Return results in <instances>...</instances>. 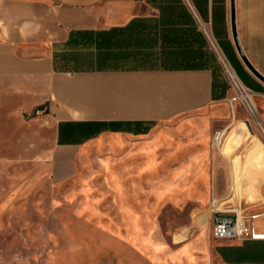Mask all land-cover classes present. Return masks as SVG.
Returning a JSON list of instances; mask_svg holds the SVG:
<instances>
[{"label":"crops","instance_id":"0c3cea01","mask_svg":"<svg viewBox=\"0 0 264 264\" xmlns=\"http://www.w3.org/2000/svg\"><path fill=\"white\" fill-rule=\"evenodd\" d=\"M235 13L264 75V0H235ZM211 44L264 88L236 52L231 0H0V126L26 150L103 146L107 173L141 168L172 133L220 125ZM200 264H264V239L217 240Z\"/></svg>","mask_w":264,"mask_h":264},{"label":"rangeland","instance_id":"374dc122","mask_svg":"<svg viewBox=\"0 0 264 264\" xmlns=\"http://www.w3.org/2000/svg\"><path fill=\"white\" fill-rule=\"evenodd\" d=\"M210 53L225 92L220 125L172 133L141 168L107 173L103 146L26 150L19 128L0 126V264H200L217 241L216 207L264 223V202L249 199L264 195V89L247 87L216 45Z\"/></svg>","mask_w":264,"mask_h":264},{"label":"built area","instance_id":"2783aa9c","mask_svg":"<svg viewBox=\"0 0 264 264\" xmlns=\"http://www.w3.org/2000/svg\"><path fill=\"white\" fill-rule=\"evenodd\" d=\"M225 131L215 133L211 140L212 150L221 149ZM213 236L220 241H245L264 239V233H258L256 221L260 214L239 215L237 212L214 210Z\"/></svg>","mask_w":264,"mask_h":264},{"label":"water","instance_id":"95a60500","mask_svg":"<svg viewBox=\"0 0 264 264\" xmlns=\"http://www.w3.org/2000/svg\"><path fill=\"white\" fill-rule=\"evenodd\" d=\"M231 24H232V36H233L234 46L242 64L245 66V68L252 76H254L256 79H258L261 83L264 84V75L260 73L250 62L238 38L237 27H236L235 0H231Z\"/></svg>","mask_w":264,"mask_h":264},{"label":"trees","instance_id":"16d2710c","mask_svg":"<svg viewBox=\"0 0 264 264\" xmlns=\"http://www.w3.org/2000/svg\"><path fill=\"white\" fill-rule=\"evenodd\" d=\"M196 58H202V57H189V59H192V60H196ZM204 58V57H203ZM229 58V60H230V62H231V64H232V66L234 67V69L236 70V72H237V74H238V76L240 77V79L245 83V85L247 86V87H249L250 89H252L253 91H257V92H260V91H262L264 88L262 87V88H256V87H254L253 85H251V83L249 82V80H248V78H247V76H249L247 73H245L244 71H243V69L241 68V66L237 63V61L233 58V57H231V56H229L228 57ZM188 66H191V65H188ZM204 65H199V64H195V65H192L191 67H197V68H200V67H203ZM225 95V92L223 93V96Z\"/></svg>","mask_w":264,"mask_h":264},{"label":"bare ground","instance_id":"6f19581e","mask_svg":"<svg viewBox=\"0 0 264 264\" xmlns=\"http://www.w3.org/2000/svg\"><path fill=\"white\" fill-rule=\"evenodd\" d=\"M231 75V74H230ZM237 85H238V89H241L242 91H244L245 93H246V91H245V89L243 88V86L239 83V82H237L236 83ZM236 88V87H235ZM246 97L248 98V99H250L251 98V96L249 95V94H247L246 93ZM247 99V100H248ZM227 134V133H226ZM244 135V134H243ZM239 136V135H238ZM234 145V144H233ZM233 147V146H232ZM231 147V148H232ZM249 197V196H248ZM249 199H252V200H261V201H263L264 202V195H263V193L262 192H260V190L259 189H256L255 191H253V193H252V195L249 197ZM251 204H254L253 203V201H252V203ZM200 221V220H199ZM205 221V220H204ZM203 221V222H204ZM200 225V224H199Z\"/></svg>","mask_w":264,"mask_h":264}]
</instances>
